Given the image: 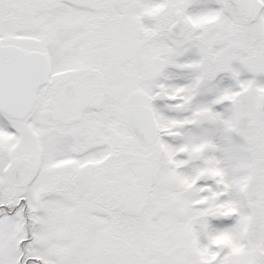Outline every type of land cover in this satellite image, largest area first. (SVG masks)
Masks as SVG:
<instances>
[{
    "label": "snow or ice",
    "instance_id": "obj_1",
    "mask_svg": "<svg viewBox=\"0 0 264 264\" xmlns=\"http://www.w3.org/2000/svg\"><path fill=\"white\" fill-rule=\"evenodd\" d=\"M0 264H264V0H0Z\"/></svg>",
    "mask_w": 264,
    "mask_h": 264
}]
</instances>
